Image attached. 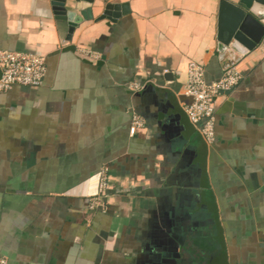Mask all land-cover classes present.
<instances>
[{
  "label": "crops",
  "instance_id": "obj_1",
  "mask_svg": "<svg viewBox=\"0 0 264 264\" xmlns=\"http://www.w3.org/2000/svg\"><path fill=\"white\" fill-rule=\"evenodd\" d=\"M221 1L62 0L68 37L52 0H0V49L46 64L0 92L6 264H264V42L213 99L211 144L181 107L190 62L224 71Z\"/></svg>",
  "mask_w": 264,
  "mask_h": 264
},
{
  "label": "built area",
  "instance_id": "obj_2",
  "mask_svg": "<svg viewBox=\"0 0 264 264\" xmlns=\"http://www.w3.org/2000/svg\"><path fill=\"white\" fill-rule=\"evenodd\" d=\"M87 57L96 53L85 50ZM46 73L45 57L27 52H14L0 49V92L9 90L13 85L36 87L42 84ZM241 74L237 65L233 64L224 69L222 75L207 82L204 78L203 67L195 62H190L187 67V80L183 86L182 94L190 99L188 103L182 102L181 107L189 122L198 130L205 143L211 144L215 138V106L213 99L232 91L239 83ZM132 89H140L142 85L131 84ZM143 125V120L138 115H132L130 133ZM104 188V171L100 172L97 192ZM94 198V197H93ZM94 202V201H93ZM0 264L6 260L0 257Z\"/></svg>",
  "mask_w": 264,
  "mask_h": 264
},
{
  "label": "water",
  "instance_id": "obj_3",
  "mask_svg": "<svg viewBox=\"0 0 264 264\" xmlns=\"http://www.w3.org/2000/svg\"><path fill=\"white\" fill-rule=\"evenodd\" d=\"M254 3L263 8L259 11V17L254 16L252 9ZM51 4L56 18L66 21L69 37L82 18L75 11L66 10L62 0H52ZM216 41V50L222 59L224 69L236 64L240 58L264 42V0H239L238 3L222 0ZM93 180L92 194H95L98 174Z\"/></svg>",
  "mask_w": 264,
  "mask_h": 264
}]
</instances>
